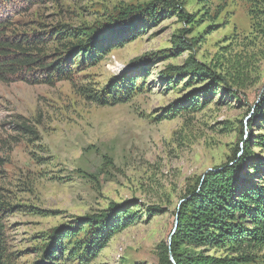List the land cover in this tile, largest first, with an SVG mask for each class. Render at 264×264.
<instances>
[{
  "label": "rangeland",
  "instance_id": "374dc122",
  "mask_svg": "<svg viewBox=\"0 0 264 264\" xmlns=\"http://www.w3.org/2000/svg\"><path fill=\"white\" fill-rule=\"evenodd\" d=\"M146 1L41 0L23 10L26 1L1 0L0 13L9 17L8 34L35 35L59 24L82 30L117 6ZM181 1L195 22L182 34L189 48L176 56L152 60L189 29L171 15L72 81L0 80V231L7 264H59L42 258L53 229L123 209L133 224L85 264H158L157 246L173 228L179 200L208 168L242 154L264 96V0ZM54 48L60 45L51 42L44 52ZM189 55L224 73L227 85L202 75H164ZM124 75H139L142 85L126 103L100 106L78 91L100 90ZM148 207L158 211L148 214Z\"/></svg>",
  "mask_w": 264,
  "mask_h": 264
},
{
  "label": "trees",
  "instance_id": "16d2710c",
  "mask_svg": "<svg viewBox=\"0 0 264 264\" xmlns=\"http://www.w3.org/2000/svg\"><path fill=\"white\" fill-rule=\"evenodd\" d=\"M20 1H26L21 8L28 10L41 0ZM183 4L181 0L131 3L117 6L106 19L82 30L59 24L35 35L8 34L9 17L0 13V80L14 79L49 86L63 80L72 81L76 72L96 66L112 49L171 15H176L189 29H182L179 35H174L173 49L154 54L156 58L152 60L176 56L189 48L182 34L191 32L195 22L194 15L186 13ZM51 42L58 43L60 49L44 52V47ZM167 74L170 79L181 74L202 75L227 85L224 73H217L192 55L180 66H167L164 75ZM138 78L139 75L112 77L100 90L83 86L78 91L88 101L100 106L126 103L142 88L137 83ZM256 120L260 129L254 133ZM248 131L242 154L237 157L233 152L229 162L207 171L198 184L195 183L183 195L178 208L176 205L174 218L176 215L177 226L169 242L167 238L157 246L158 264H173L170 255L175 264H264V96L254 108ZM256 156L260 157L254 161ZM111 206L116 208L115 204ZM156 211L158 207L147 208L148 214ZM80 220L75 226L51 231L48 242L42 245L44 260L85 264L112 235L133 224L128 209L116 214L106 211L86 214ZM1 234L0 231V264H7Z\"/></svg>",
  "mask_w": 264,
  "mask_h": 264
},
{
  "label": "water",
  "instance_id": "95a60500",
  "mask_svg": "<svg viewBox=\"0 0 264 264\" xmlns=\"http://www.w3.org/2000/svg\"><path fill=\"white\" fill-rule=\"evenodd\" d=\"M262 97H263V96H262ZM262 97H261V98H262ZM258 101H259V99H257V102H258ZM257 102H255V105H256ZM209 170H212V169H211V168H208L207 171H209ZM216 170H217V169H216ZM182 201H183V199H180L179 202H178V205H179V203H181ZM178 205H177V208H178ZM176 226H177V217H176V215H175L174 222H173V228H172V231L170 232V234H169V236H168V242H169L171 236L173 235ZM170 259L172 260L173 264H175V262H174V260H173V258H172L171 255H170Z\"/></svg>",
  "mask_w": 264,
  "mask_h": 264
}]
</instances>
